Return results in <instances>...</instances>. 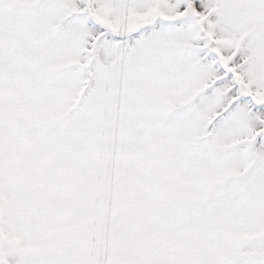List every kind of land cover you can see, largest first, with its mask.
<instances>
[{
	"label": "snow or ice",
	"instance_id": "snow-or-ice-1",
	"mask_svg": "<svg viewBox=\"0 0 264 264\" xmlns=\"http://www.w3.org/2000/svg\"><path fill=\"white\" fill-rule=\"evenodd\" d=\"M0 264H264V0H0Z\"/></svg>",
	"mask_w": 264,
	"mask_h": 264
}]
</instances>
